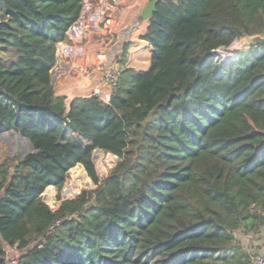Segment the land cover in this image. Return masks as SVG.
<instances>
[{
    "label": "trees",
    "instance_id": "1",
    "mask_svg": "<svg viewBox=\"0 0 264 264\" xmlns=\"http://www.w3.org/2000/svg\"><path fill=\"white\" fill-rule=\"evenodd\" d=\"M85 2L0 0V135L33 147L0 163V264L6 246L19 264H252L236 231L264 224V46L215 53L264 36V0H157L150 68L125 42L111 101L67 104L52 69ZM96 149L119 158L104 178ZM78 165L95 187L52 208L43 193Z\"/></svg>",
    "mask_w": 264,
    "mask_h": 264
},
{
    "label": "crops",
    "instance_id": "2",
    "mask_svg": "<svg viewBox=\"0 0 264 264\" xmlns=\"http://www.w3.org/2000/svg\"><path fill=\"white\" fill-rule=\"evenodd\" d=\"M104 1L86 0L80 18L68 32L67 40L58 45L57 60L52 69V83L56 94L66 97L67 104L74 97L88 96L93 88V82L86 77L83 67L94 66L96 51L102 48L105 43V34L108 33L107 26L110 24L105 20V8L111 9L113 4H111L112 0H106L105 6L103 5ZM133 7V10H127L125 19L122 18L121 22L118 24L111 22L118 30V42L122 37L123 39L128 38V41L132 42L129 49L131 56L127 60L128 63L126 62L127 65L137 70L146 71L151 65L152 45L139 37L146 29L148 21L141 20L140 15H136L138 6L133 5ZM140 11L142 12L139 9ZM139 24H141V30H134L135 26ZM127 26L132 27L129 37H127L128 34H125ZM141 42L145 43L143 46H149V51L142 50L140 47L134 48L135 45H141Z\"/></svg>",
    "mask_w": 264,
    "mask_h": 264
},
{
    "label": "rangeland",
    "instance_id": "3",
    "mask_svg": "<svg viewBox=\"0 0 264 264\" xmlns=\"http://www.w3.org/2000/svg\"><path fill=\"white\" fill-rule=\"evenodd\" d=\"M149 1L150 0H112L111 4H113V7L111 9L105 8V20H106V16L109 13L115 12V10L117 11L118 4L121 3L126 4L127 5L126 9L130 11L133 10V8L135 7V6L133 7V5H136L139 7L138 12H136V15H140L142 12L141 11L139 12V9L143 10ZM104 3L103 5L106 6V0L104 1ZM127 10L126 12L123 13L124 19ZM117 18L119 19V22H121V9H120V13L117 14ZM111 21L114 22L113 20ZM140 26L141 24L136 25L134 30L137 31L141 30ZM114 27L115 26L112 25L111 28L114 29ZM127 37H129V34L127 35ZM128 40H129L128 38L126 39L124 38L121 40L122 50H123V44L126 41L129 42ZM248 40L249 39L237 40L229 48H224V49L225 50L227 49L226 51H230V53H232L234 49L238 50L244 47L245 45H247ZM143 45H145V43L141 42V45L140 44L135 45L134 48L140 47V49L142 50L149 51V46H143ZM130 56L131 55L129 52L128 60L130 59ZM120 57L122 60V52ZM131 60L133 61V58ZM79 140L85 142V140H83L81 137L79 138ZM32 149L33 147L29 142V140L16 132L9 131L0 135V163L3 161H8L10 165H12L14 163V160L21 158L26 153L32 151ZM118 160L119 158L117 156L105 150L96 149L94 151V161L96 164L98 174L101 178L106 177L110 173V171L116 165ZM94 187L95 186L91 181V179L89 178V176L87 175L85 169L81 165H78L70 170L65 184L61 188H57V187L48 188L43 193L42 198L52 208H57L63 200L74 198L81 191L89 190ZM236 237L239 243L242 246H244L252 256H255L257 254L264 255V224L258 230L252 232H245L244 229H240L236 231ZM6 250H7V256H9L10 258H15V257L19 258L20 255L22 254V250L10 248L9 246H6Z\"/></svg>",
    "mask_w": 264,
    "mask_h": 264
},
{
    "label": "built area",
    "instance_id": "4",
    "mask_svg": "<svg viewBox=\"0 0 264 264\" xmlns=\"http://www.w3.org/2000/svg\"><path fill=\"white\" fill-rule=\"evenodd\" d=\"M107 32L112 35L113 23L109 21ZM132 27L125 28V34L131 33ZM123 37L121 38V40ZM229 48V47H228ZM227 50V49H226ZM224 48L216 51L215 55L224 60L233 58L235 50L232 53L226 51ZM122 42H116L113 46L100 49L95 54L94 66L86 65L83 67V72L93 82V88L88 96H97L102 101L109 103L111 101L112 93L116 88L119 76L123 70L124 64L121 62ZM53 225L49 231L52 233L55 229ZM252 264H264V255L257 254L252 258ZM6 264H19V258H10L6 256Z\"/></svg>",
    "mask_w": 264,
    "mask_h": 264
},
{
    "label": "water",
    "instance_id": "5",
    "mask_svg": "<svg viewBox=\"0 0 264 264\" xmlns=\"http://www.w3.org/2000/svg\"><path fill=\"white\" fill-rule=\"evenodd\" d=\"M157 0H150L145 8L142 10L141 16L143 19H148L155 12ZM244 39H249L247 45H262L264 46V36L254 35L251 37H246Z\"/></svg>",
    "mask_w": 264,
    "mask_h": 264
},
{
    "label": "bare ground",
    "instance_id": "6",
    "mask_svg": "<svg viewBox=\"0 0 264 264\" xmlns=\"http://www.w3.org/2000/svg\"><path fill=\"white\" fill-rule=\"evenodd\" d=\"M136 51V50H135ZM150 61V60H149Z\"/></svg>",
    "mask_w": 264,
    "mask_h": 264
}]
</instances>
